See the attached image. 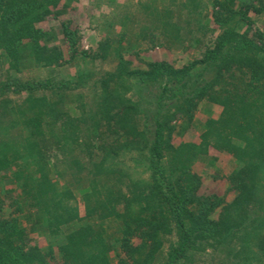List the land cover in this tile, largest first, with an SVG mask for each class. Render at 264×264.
Segmentation results:
<instances>
[{"label": "trees", "instance_id": "1", "mask_svg": "<svg viewBox=\"0 0 264 264\" xmlns=\"http://www.w3.org/2000/svg\"><path fill=\"white\" fill-rule=\"evenodd\" d=\"M63 2L0 0V264H264V0H125L92 52L69 20L49 44ZM134 42L198 55L138 67ZM203 101L220 115L176 144ZM214 150L238 161L218 217Z\"/></svg>", "mask_w": 264, "mask_h": 264}, {"label": "rangeland", "instance_id": "2", "mask_svg": "<svg viewBox=\"0 0 264 264\" xmlns=\"http://www.w3.org/2000/svg\"><path fill=\"white\" fill-rule=\"evenodd\" d=\"M125 0H64L62 6L59 8L57 15L43 23L46 27H51L54 31L53 38L49 39V44H63L62 36L60 34V22L62 20L71 21L76 27L80 29L82 35L81 46L88 51H94L102 39L105 38L102 27L104 20L109 18L111 11L117 3H123ZM119 28H115L114 34L119 32ZM112 34V35H114ZM135 43V42H134ZM130 47L125 51L127 59L131 60L135 66L141 67L145 62L166 60L176 66H183L198 53L191 47L185 49H169L165 47L149 48L147 44L129 45ZM92 66L88 63L87 66ZM115 63H104L103 69H110ZM99 68V64L98 67ZM42 70L39 68L33 70H26V75H40ZM1 74V72H0ZM42 74H45L44 71ZM221 112V107L212 104L208 101L200 103L192 119H180L177 122V131L174 135V142L179 144L182 141H200V135L204 131L205 122L209 117H218ZM238 161L234 156L228 152H221L218 150L211 151L209 155L200 158L194 165V169L201 175L202 186L199 190V195L214 196L223 201L222 205L218 207L213 216L218 217L222 206L231 202L237 195L229 181V175L237 167ZM77 199L81 209L83 210L81 195L77 194ZM12 208L5 206L4 213L9 214ZM31 242L38 244L46 249L49 244V237L39 232H31ZM141 243V238L135 237L134 244ZM112 259L116 262L118 256L116 252L111 253ZM205 264L211 262L210 258L202 257Z\"/></svg>", "mask_w": 264, "mask_h": 264}]
</instances>
